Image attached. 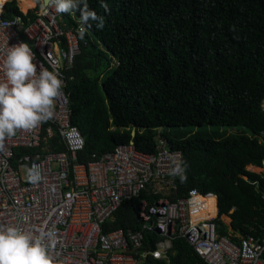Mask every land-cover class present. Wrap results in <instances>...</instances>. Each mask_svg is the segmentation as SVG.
<instances>
[{"label": "trees", "instance_id": "1", "mask_svg": "<svg viewBox=\"0 0 264 264\" xmlns=\"http://www.w3.org/2000/svg\"><path fill=\"white\" fill-rule=\"evenodd\" d=\"M19 4L25 12L34 7V0ZM88 4L104 17L105 26L86 32L81 39L86 44L67 71L64 89L71 123L84 139L77 161L86 163L129 144L132 129L133 147L146 154H154L157 137H164L187 163L186 178L176 179V195L190 189L213 193L218 214L231 218L229 224L216 220L219 233H260L264 172L247 167L264 169V0H88ZM19 8L16 0L6 2L3 18L21 17L27 23L35 18L38 6L26 14ZM74 15L79 20V13ZM64 16L70 19L69 13ZM46 124L40 147L63 151L55 129L46 135ZM166 128L178 131L172 134ZM31 151L17 148L15 155ZM205 202L208 217L213 216L214 197ZM128 228L138 229V222L132 205L125 202L102 229ZM157 239L145 236L143 248L154 249ZM142 264L206 262L177 238L168 262L147 255Z\"/></svg>", "mask_w": 264, "mask_h": 264}, {"label": "built area", "instance_id": "2", "mask_svg": "<svg viewBox=\"0 0 264 264\" xmlns=\"http://www.w3.org/2000/svg\"><path fill=\"white\" fill-rule=\"evenodd\" d=\"M8 1L0 4V80L4 78L2 61L8 43L27 42L38 64L59 69L65 87L67 71L81 45L86 44L78 34L79 20L72 13L70 19L65 18L54 7L41 13L38 0H34L33 8H38L33 20L25 23L21 17L3 18ZM64 87L55 101L53 118L45 126L47 136L57 131L63 151L40 147L45 141L41 136L43 123L0 139V224L54 230L57 243L50 249L53 264H142L147 255L168 262L177 238L184 239L206 264H264V224L258 234H221L216 222L222 220L216 195L196 189L176 195L177 177L169 175V170L173 154H182L164 137H157L152 155L129 143L100 158L78 162L77 152L83 148L84 139L71 123ZM261 108L264 111V99ZM17 148L34 151L17 157ZM33 164L39 166L43 177L35 185L26 178L27 168ZM209 196L214 197L215 207L210 217L205 202ZM261 196L264 199V191ZM125 202L132 205L138 229L104 232L103 224ZM145 236L158 237L154 249L143 248Z\"/></svg>", "mask_w": 264, "mask_h": 264}, {"label": "clouds", "instance_id": "3", "mask_svg": "<svg viewBox=\"0 0 264 264\" xmlns=\"http://www.w3.org/2000/svg\"><path fill=\"white\" fill-rule=\"evenodd\" d=\"M41 13L49 7L57 13H79V37L95 27L103 29L105 19L89 7L88 0H38ZM103 3V0H102ZM107 11V4L104 3ZM36 54L27 42L7 45L0 80V139L19 130L30 131L53 118L56 99L64 82L57 67L51 70L36 62ZM169 175L186 178L187 163L179 153L172 156ZM27 180L33 185L43 177L38 165L27 168ZM57 243L56 232L41 227L25 230L18 224H0V264H53L50 249Z\"/></svg>", "mask_w": 264, "mask_h": 264}, {"label": "rangeland", "instance_id": "4", "mask_svg": "<svg viewBox=\"0 0 264 264\" xmlns=\"http://www.w3.org/2000/svg\"><path fill=\"white\" fill-rule=\"evenodd\" d=\"M16 3H17V5H18V8H19V6H20V4H19V0H16ZM35 8H33V7H31V8H29V9H27L26 11H28V10H34ZM20 10V9H19ZM21 11V10H20ZM21 12H23V11H21ZM207 127V129H209V127L210 126H206ZM167 132H169V133H172V134H174L175 132H177L178 131V129H176V128H166L165 129ZM249 170H251V171H254V172H256V173H259V172H261L262 171V169L263 168H261V167H256V166H248L247 167ZM264 170V169H263ZM221 219L225 222V223H229L230 222V217L228 216V215H222L221 216Z\"/></svg>", "mask_w": 264, "mask_h": 264}, {"label": "water", "instance_id": "5", "mask_svg": "<svg viewBox=\"0 0 264 264\" xmlns=\"http://www.w3.org/2000/svg\"><path fill=\"white\" fill-rule=\"evenodd\" d=\"M134 134H135V130L132 129V130H131V140H130V143H131V144H133Z\"/></svg>", "mask_w": 264, "mask_h": 264}, {"label": "crops", "instance_id": "6", "mask_svg": "<svg viewBox=\"0 0 264 264\" xmlns=\"http://www.w3.org/2000/svg\"><path fill=\"white\" fill-rule=\"evenodd\" d=\"M20 9V8H19ZM250 166H252V165H250ZM261 172H263V169H262V171ZM261 172H259V173H261Z\"/></svg>", "mask_w": 264, "mask_h": 264}, {"label": "bare ground", "instance_id": "7", "mask_svg": "<svg viewBox=\"0 0 264 264\" xmlns=\"http://www.w3.org/2000/svg\"><path fill=\"white\" fill-rule=\"evenodd\" d=\"M54 139V138H53Z\"/></svg>", "mask_w": 264, "mask_h": 264}]
</instances>
